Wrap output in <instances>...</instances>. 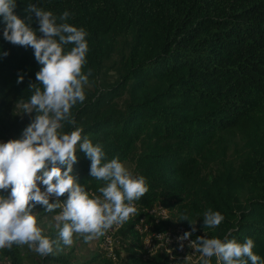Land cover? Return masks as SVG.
Wrapping results in <instances>:
<instances>
[{"label": "trees", "instance_id": "trees-1", "mask_svg": "<svg viewBox=\"0 0 264 264\" xmlns=\"http://www.w3.org/2000/svg\"><path fill=\"white\" fill-rule=\"evenodd\" d=\"M28 4L57 16L67 10L68 22L86 30L84 71L92 74L85 101L72 109L76 126L107 159L131 161L148 185L135 202L136 219L118 233V259L97 254L81 264H117L123 250L130 264H170L164 250L147 255L136 228L141 218L159 231H192L196 223L193 240L205 233L250 237L264 260V0H16L14 11L25 20ZM4 27L0 20V141L20 138L35 114L18 105L30 98L41 67L31 47L4 39ZM76 155L73 174L97 192L102 182L90 177V159ZM155 205L170 217L156 223L149 213ZM209 208L224 217L214 230L203 224ZM33 211L39 222L60 210ZM55 252L41 256L42 264L66 261ZM32 253L27 245L0 249V264H25ZM211 264H218L215 256Z\"/></svg>", "mask_w": 264, "mask_h": 264}, {"label": "clouds", "instance_id": "clouds-1", "mask_svg": "<svg viewBox=\"0 0 264 264\" xmlns=\"http://www.w3.org/2000/svg\"><path fill=\"white\" fill-rule=\"evenodd\" d=\"M15 8L16 0H0L3 37L14 45L31 47L41 67L35 74L36 81L28 85L30 98L18 105L23 113L35 114L20 138L0 141V249L27 245L43 257L54 254L58 241L44 235L38 226L33 211L36 205L45 212L60 210L53 217L54 227L59 241L71 246L74 234L87 243L103 236L115 224H122L121 230L128 221L135 220L137 214L130 218L137 212L135 202L147 193L148 185L146 178L134 175L119 156L107 159L103 146L94 144L76 126L72 109L85 101V87L92 74L91 68L84 71L89 51L86 30L68 22L72 14L67 10L57 16L28 4L25 20L15 13ZM33 18L38 28L31 27ZM23 79L20 75L17 83ZM65 124L72 130L64 131ZM77 150L91 161L90 177L102 182L99 194L87 191L73 174ZM40 183L45 186L43 191ZM62 196L66 199L61 200ZM51 197L56 198L54 202H50ZM181 220L189 221L187 216ZM223 220V215L211 208L203 213L206 229H216ZM190 223L192 231L178 237L180 248L188 241V247L199 256L193 262L187 255L185 264H211L213 256L218 264H264L253 251L252 238L239 242L230 239L228 232L223 239L205 233L193 240L196 223Z\"/></svg>", "mask_w": 264, "mask_h": 264}, {"label": "built area", "instance_id": "built-area-1", "mask_svg": "<svg viewBox=\"0 0 264 264\" xmlns=\"http://www.w3.org/2000/svg\"><path fill=\"white\" fill-rule=\"evenodd\" d=\"M149 213L154 215L156 223L170 217L169 211L162 205H155L149 210ZM135 216L136 213L130 218H135ZM138 225V230L145 234L143 237V247L147 250L148 256L155 255L158 251L164 250L169 255L170 264H177L179 259H184L189 255L190 251H194L188 247V241H184V247L180 248L178 237L186 232L182 225H177L174 229L167 231L151 230V227L145 222L144 218L140 219ZM121 226L122 224H115L101 236V245L106 252L105 255L112 260H117L118 258L116 247L120 245L122 240V237L118 234ZM193 254L199 255L196 252H193Z\"/></svg>", "mask_w": 264, "mask_h": 264}, {"label": "rangeland", "instance_id": "rangeland-1", "mask_svg": "<svg viewBox=\"0 0 264 264\" xmlns=\"http://www.w3.org/2000/svg\"><path fill=\"white\" fill-rule=\"evenodd\" d=\"M125 165L130 171L132 172L134 171V164L131 161H126ZM36 214L37 217H39L40 213L36 212ZM54 224L55 222L53 218H44V220L42 218L38 222V226L43 229L44 235L48 236L50 239L58 241V243L54 246V250L56 251L55 255H65L64 259L66 261L65 262L55 261L54 263H50L49 261L51 259H47V261L44 264H81L83 262L86 263L87 261L91 260L93 256L97 254L99 255L101 254L102 256L106 254L105 250L102 248V245L101 246L99 245L102 242L101 236L91 242L86 243L82 237H79L74 234L73 244L71 246L64 245L62 241H59L57 230L55 229ZM137 228H139V225L137 226ZM129 243L130 241L128 242V244ZM73 250L75 251L73 252ZM193 252L194 251H190L189 256H191L192 261L195 262L199 255L197 254L194 255ZM40 257L41 256L33 252L28 256V258L25 261V264H42V260L40 259ZM182 261H184V259H179L177 264H179ZM130 262H131L130 254L126 250H123L119 258V261L116 263L130 264ZM6 263L8 264V262ZM97 264H104L103 260L101 259L98 260Z\"/></svg>", "mask_w": 264, "mask_h": 264}]
</instances>
